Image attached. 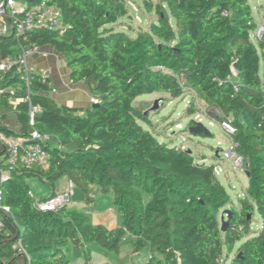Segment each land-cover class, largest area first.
<instances>
[{"label": "trees", "instance_id": "obj_1", "mask_svg": "<svg viewBox=\"0 0 264 264\" xmlns=\"http://www.w3.org/2000/svg\"><path fill=\"white\" fill-rule=\"evenodd\" d=\"M40 1L21 0L25 7ZM45 1L62 12L66 32L0 36V58L52 47L65 58L72 82L84 83L98 106L59 105L48 95L50 82L37 80L30 99L42 113L32 126L29 95L19 75L0 78V117L19 125L18 132L5 125L0 131L27 138L36 130L53 139L46 143L52 153L48 171L19 168L0 184L3 203L11 209L0 233V264H70L74 248L90 264L95 253H119L126 235L133 239L134 254L149 252L147 264H228L242 240L230 264H264V83L249 1L146 0L158 21L136 37L109 27L128 15L125 0ZM161 91L174 98L189 93L187 117L203 114L201 101L215 110L206 114L209 120L230 121L236 129L233 139L248 164L249 186L225 233L219 214L230 197L215 167L159 141L139 123L146 118L134 101ZM4 155L0 145V159ZM34 177L52 186L68 178L88 202L92 190L110 196L121 228L92 225L69 206L38 210L27 183ZM256 212L262 228L253 232ZM19 241L30 260L17 253Z\"/></svg>", "mask_w": 264, "mask_h": 264}, {"label": "rangeland", "instance_id": "obj_2", "mask_svg": "<svg viewBox=\"0 0 264 264\" xmlns=\"http://www.w3.org/2000/svg\"><path fill=\"white\" fill-rule=\"evenodd\" d=\"M145 1L125 0L128 15L120 18L117 23L109 27H114L115 31L125 32L131 37H136L141 31H149L150 26L158 21V14L155 9L150 10L147 8L144 3ZM147 1L156 3V0ZM248 1L252 7L257 28L260 25H264V0ZM255 32L252 33V42L256 45L260 55V77L264 83L263 48L255 37ZM189 97V93H186L179 98H174L170 93L161 91L138 97L134 101V107L138 113L146 118L145 122L139 121V123L146 130H149L159 141L168 143L177 149L189 151L200 164L212 165L218 168L216 176L226 187L230 197V204L225 209H222L219 214V222L221 225L222 217H224L225 221L228 220L226 211H240L242 202L246 199V189L249 186V178L247 176L248 164L245 162L243 168H236L234 162L225 158L226 151L230 147L231 139L219 124L212 122L206 116L207 113L215 110L207 107L203 102L198 101L197 105L203 115L198 117L195 114L194 116L187 117L186 110L191 101ZM190 122L196 125L199 123L204 124L210 130L212 136L192 135L189 129ZM50 141L53 143L51 137ZM32 179H36L39 183L45 185L39 177ZM67 182L68 178L60 182L59 186L66 185ZM76 192L77 197L73 199V202L76 204L73 207L74 212L88 217L92 225L103 226L109 231L121 228L117 208L113 205V200L110 196H102L96 194L97 190H92L89 196L93 201L88 202V195L82 192L80 188L76 187ZM94 192L95 195L93 196L92 194ZM251 219V231L256 232L262 228V219L257 212L251 216ZM243 241L235 244V248L229 255L228 264L239 254L238 250ZM132 248V239L129 235H126L120 246L121 253H114L112 262L119 263V258L130 256ZM71 253L74 256L78 253L77 249L74 248ZM227 255L228 253L225 252L224 257H227ZM77 260H72L71 264H79ZM106 260L108 259L105 258Z\"/></svg>", "mask_w": 264, "mask_h": 264}, {"label": "built area", "instance_id": "obj_3", "mask_svg": "<svg viewBox=\"0 0 264 264\" xmlns=\"http://www.w3.org/2000/svg\"><path fill=\"white\" fill-rule=\"evenodd\" d=\"M66 29L62 12L56 7L49 5L45 0L30 7H20L17 0H0V36H9L14 32L17 37H20L36 30L52 31L62 35L66 32ZM255 37L260 43L264 44V25H260L256 29ZM39 50V47H33L25 50L18 58H0V78L3 79L9 73L19 75L29 95V116L32 126L35 124L36 116L42 113V107L33 104L30 99L32 86L37 80L43 84H48L51 75L50 69L39 71L30 62L31 57L38 54ZM2 93L3 90H0V97ZM57 94L58 89L51 87L48 95L54 96ZM202 115L198 114L197 116L201 117ZM0 125H4L1 117ZM220 127L231 139L225 158L234 162L236 168H243L246 161L244 157L238 154L239 146L233 139L236 129L230 121L223 122L220 124ZM48 142H50V136L36 130L27 138L8 136L6 133L0 131V145L5 148V155L0 159V184L5 183L12 172H16L19 168L27 170L38 169L43 172L48 171L52 160V153L46 146ZM215 173H218L217 167H215ZM74 194L75 184L73 181H68V187L64 192L51 195L44 200L36 198L32 192L29 193L30 197L34 200V206L44 212H56L70 206ZM3 202L4 192L0 188V233L6 229L4 217L11 215L10 207L4 205ZM16 250L18 254L26 256L28 260L31 259L21 241L17 243Z\"/></svg>", "mask_w": 264, "mask_h": 264}, {"label": "crops", "instance_id": "obj_4", "mask_svg": "<svg viewBox=\"0 0 264 264\" xmlns=\"http://www.w3.org/2000/svg\"><path fill=\"white\" fill-rule=\"evenodd\" d=\"M20 7H25L21 0H17ZM9 25V24H8ZM31 64H33L39 71L50 69V85L58 89V94L51 96L59 105L69 106L76 109H89L97 103L95 95L89 90V88L84 83H73L70 78V70L67 66L65 58L57 53L52 47L46 46L39 50L38 54H35L30 59ZM4 125L7 126L12 131H19V125L17 122L10 118L4 121ZM37 178V177H34ZM66 179V178H64ZM64 179L58 181L54 186L49 185L43 181V184L39 183L36 179L30 178L27 183L29 185L30 191L39 199H47L54 193L64 192L68 187V182L66 185L59 186L60 182ZM69 181V180H68ZM77 197V192L75 189L74 198ZM76 204L72 201L69 206L70 209H74ZM132 239V238H131ZM133 241V239H132ZM77 254L74 256L72 253L69 255L70 264L72 260L78 259L79 264H86L83 254L77 250ZM121 252L119 251V254ZM106 254V255H104ZM112 252H102L95 253L92 256L90 264H147L149 259V252L143 251L138 254L133 253V248L131 255L124 258H119V263H113L112 259L114 256ZM105 258L108 260L105 261Z\"/></svg>", "mask_w": 264, "mask_h": 264}, {"label": "water", "instance_id": "obj_5", "mask_svg": "<svg viewBox=\"0 0 264 264\" xmlns=\"http://www.w3.org/2000/svg\"><path fill=\"white\" fill-rule=\"evenodd\" d=\"M12 35H14V32L12 33ZM97 104L95 103L92 108L95 109L97 108ZM190 133L192 135H195V136H206V137H211L212 136V133L210 132V130L202 123H199L196 125V127H193L190 129ZM247 176L249 177V174L247 173ZM227 215H228V220L225 221L224 217H222L221 219V231L223 233H225L228 229V227L230 226V221L232 219V211L230 210H227L226 211Z\"/></svg>", "mask_w": 264, "mask_h": 264}]
</instances>
